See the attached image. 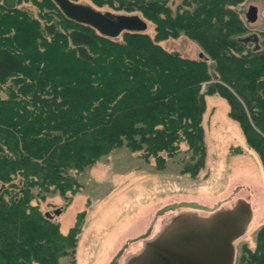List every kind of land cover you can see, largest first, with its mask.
Here are the masks:
<instances>
[{"label": "trees", "instance_id": "1", "mask_svg": "<svg viewBox=\"0 0 264 264\" xmlns=\"http://www.w3.org/2000/svg\"><path fill=\"white\" fill-rule=\"evenodd\" d=\"M245 2L108 0L155 26L154 35L116 39L68 19L54 1L47 7L62 28H41L28 9L0 3V264L74 260L81 227L64 234L34 202L46 194L70 201L78 176L119 147L162 164L186 144L184 172L196 176L207 94L225 100L264 169V30L258 50L241 41L256 35L240 12ZM181 35L202 57L162 45ZM238 264H264V226Z\"/></svg>", "mask_w": 264, "mask_h": 264}, {"label": "rangeland", "instance_id": "2", "mask_svg": "<svg viewBox=\"0 0 264 264\" xmlns=\"http://www.w3.org/2000/svg\"><path fill=\"white\" fill-rule=\"evenodd\" d=\"M51 1L54 0H21L16 6L28 9L40 27L55 25L59 23L57 17L47 7ZM70 1L113 16H138L147 23L145 32L154 35L155 26L140 12L109 6L108 0ZM251 6L258 8L256 23L246 20ZM240 12L249 29L259 36L264 30V0H246ZM162 45L188 59L202 54L201 48L184 35ZM206 107L205 164L196 176L184 172L191 161L186 144L162 164L122 146L78 176L81 188L76 195L69 194L70 201L60 194H46L45 199L34 202L60 224L64 234L81 227L74 260L63 257L60 264H127L179 213L192 211L209 216L234 207L241 199L252 205L254 218L247 233L235 243L234 264H238L244 247L255 248L257 233L264 226V169L249 149L238 123L229 117L225 100L207 94ZM237 147L243 149V154H232ZM57 211H61L60 215L55 214Z\"/></svg>", "mask_w": 264, "mask_h": 264}, {"label": "water", "instance_id": "3", "mask_svg": "<svg viewBox=\"0 0 264 264\" xmlns=\"http://www.w3.org/2000/svg\"><path fill=\"white\" fill-rule=\"evenodd\" d=\"M19 1L0 0V3L14 8ZM54 1L68 19L90 26L109 38L116 39L124 32H145L148 29L147 23L138 16H113L70 0ZM246 20L257 22V7H249ZM241 41L254 43L255 49H259V38L255 34ZM60 213L57 211L55 214ZM47 216L52 218L49 214ZM253 218L252 205L243 199L238 200L234 207L220 209L209 216L192 211L181 212L172 217L155 238L147 241L143 251L131 257L127 264H234L235 243L247 233Z\"/></svg>", "mask_w": 264, "mask_h": 264}]
</instances>
